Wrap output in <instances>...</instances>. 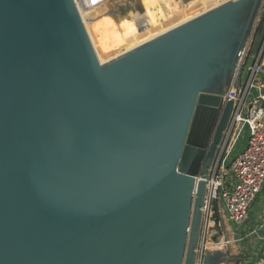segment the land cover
<instances>
[{"label":"water","instance_id":"1","mask_svg":"<svg viewBox=\"0 0 264 264\" xmlns=\"http://www.w3.org/2000/svg\"><path fill=\"white\" fill-rule=\"evenodd\" d=\"M260 1L98 64L72 0H0V264H194L233 112L213 81L230 59L233 75ZM120 6L116 23L134 10Z\"/></svg>","mask_w":264,"mask_h":264},{"label":"built area","instance_id":"2","mask_svg":"<svg viewBox=\"0 0 264 264\" xmlns=\"http://www.w3.org/2000/svg\"><path fill=\"white\" fill-rule=\"evenodd\" d=\"M254 29L255 27L238 52L236 69L223 96L225 102H233V112L219 160L210 169L208 178L203 180L205 192L200 208L194 264H203L206 253L210 251L209 247L215 248L221 244V241L213 240V236L222 228L223 218L236 226L249 220L251 205L264 186V82L259 81V76H264V44L253 53ZM249 58L253 61L246 67L247 77L243 80L242 69ZM243 125L248 131L246 143L236 157L227 159L224 153L230 135ZM224 159L228 162L226 166L223 165ZM248 236L259 243V248L253 249L256 258L251 264H264V223L261 222L259 229L251 230ZM228 242L230 241H225ZM225 243L222 242V245ZM221 248H212V251Z\"/></svg>","mask_w":264,"mask_h":264},{"label":"rangeland","instance_id":"3","mask_svg":"<svg viewBox=\"0 0 264 264\" xmlns=\"http://www.w3.org/2000/svg\"><path fill=\"white\" fill-rule=\"evenodd\" d=\"M73 1L75 2V6L77 7V9L80 12L79 17H80V19L83 20V22L85 24L86 31L89 35L93 49L95 50V52L97 54V58L102 63V62H105L108 59H110L112 55L105 58V56H107L108 54L103 56L101 53H99V51H98L99 50V46H98L99 43L97 42V39L93 33L92 25L90 22L93 21L94 18L101 16V15H99L101 10H106V11L108 10L105 8L110 9L113 7V9H115L117 7L119 8L120 5H121L120 8H122V7L126 8V6L130 5V7L134 8V10H132L130 12L129 11L126 12L127 15L126 14H124V15L127 17H125L123 19H121L122 17H120L119 23H116L113 19H110L111 17H108L106 14L101 16L99 18V21H101L103 25H106L109 28L108 31L111 32L112 34L116 31L124 32L125 34H127L131 30H134L131 33H134V32L136 33L138 31L139 35L143 36L139 39L137 38V40L134 42H131V40H128V45H126V46L124 45L120 49H118L116 52H113L112 54L114 55L116 53H118V54L127 53V52H129V50L132 51L134 49H137L139 47V45L143 44V42H146V40H150L151 38L155 37L156 35L163 34L164 32L171 30L173 28H176V27L178 28V26L181 27L184 25L183 24L184 22L191 21V19L194 20V19L200 17L201 15L206 14V13H208L214 9H217L218 7L224 5L228 2H231L233 0H206V1H204L205 3L203 2L201 10L193 12L192 15L189 17L181 18V19H178L176 21H175V19H173L174 15L178 11H180L181 9H182V11H180V12L187 10V7L190 6L191 2L192 1L196 2L197 0L196 1L190 0L188 3H184L183 0H153L154 2H151L150 5H147L145 7H143V5L141 3L139 4V2L141 0H103V1L101 0L99 3L93 5L92 7L88 6L87 8H85V6L84 7L82 6L83 4H82V2L80 3V0H73ZM125 1H128V2L131 1L132 3L126 5ZM139 7H140V9H139ZM161 17H162V20H160ZM157 18H158V20H157ZM128 21H130V22H128ZM151 21H153V22H151ZM158 23H162V24H158ZM155 24H157V26H159V27H157ZM181 24H183V25H181ZM251 25H252V27H255V29L252 32V37H253V40L255 42V47L253 49V53H256L261 48V46L264 44V0L260 1V5L256 11V14L254 16V19L252 20ZM116 26H118V27H116ZM145 27L150 28V29H147L148 32H151L152 28H154V29L151 32V34L150 33L147 34V33H145L147 31L143 30V29H146ZM155 27L160 29V30L156 29ZM252 27L250 29V32H248V37H250V35H251ZM98 29H99V27H98ZM141 31H143V32L145 31L144 32L145 35ZM125 34L122 33V35H125ZM124 37H126V35L123 36V38ZM140 39H142L141 42H140ZM252 61H253V59L249 58L246 66L242 69L241 78L243 80H245L247 77L246 67L251 65ZM259 81H263V76H259ZM247 137H248V131H247L246 126H244V125L241 126V128L236 133H235V131L232 132V134L230 135L229 142L227 144V149L224 153V156H226V158L228 159V158H230V156H234L235 154H237V152L244 147L246 140H247ZM227 164H228V162H226L224 159L223 165L226 166ZM252 221H254L255 223H258V222L264 223V186H263V189L260 192V194L256 197V199L253 201V203L251 205V216L249 218V222H252ZM220 247H223V245H221ZM212 248L215 249L216 246H215V248L214 247H212ZM252 262H253V260H250V264ZM232 263L237 264L234 261Z\"/></svg>","mask_w":264,"mask_h":264},{"label":"bare ground","instance_id":"4","mask_svg":"<svg viewBox=\"0 0 264 264\" xmlns=\"http://www.w3.org/2000/svg\"><path fill=\"white\" fill-rule=\"evenodd\" d=\"M73 1V0H72ZM196 1V0H195ZM204 1H206V0H197L196 2H191V4H190V6L189 7H187V10H184L183 12H180V11H182V9L180 10V11H178L175 15H174V17H173V19H175V21L176 20H178V19H181V18H186V17H189V16H191L192 15V13L193 12H195V11H199V10H201L202 9V4H203V2ZM235 1H237V0H233V1H231V2H228V3H226V4H224V5H222V6H225V5H227V4H230V3H232V2H235ZM74 2V1H73ZM128 1H125V4L126 5H128V4H131L132 2L131 1H129L128 3H127ZM136 2V1H135ZM151 2H154L153 0H141L140 2H139V4L141 3L142 5H143V7H145V6H147V5H150L151 4ZM80 3H81V0H80ZM205 3V2H204ZM74 4H75V2H74ZM83 4V3H82ZM81 4V5H82ZM136 4V3H135ZM104 5V4H103ZM123 5V4H122ZM83 7L85 6L84 4L82 5ZM222 6H220V7H218V8H221ZM76 7V6H75ZM88 7V5L87 6H85V8H87ZM201 7V8H200ZM123 8V7H122ZM217 8V9H218ZM105 9H108L109 10V8H105ZM76 10H77V13H78V16L80 15V12H79V10L77 9V7H76ZM107 10V11H108ZM215 10V9H214ZM106 10H101V12H100V14L99 15H101V16H103V15H105L106 14V12H107ZM175 11V10H174ZM99 12V11H98ZM94 13V12H93ZM145 13V12H144ZM131 14V13H130ZM207 14V13H206ZM127 15V14H126ZM135 15V14H134ZM137 15V14H136ZM157 15V14H156ZM203 15H205V14H203ZM203 15H201L200 17H202ZM90 16V15H89ZM101 16H98L97 18H94V20L93 21H91L90 23H91V25H92V30H93V33H94V35H95V37H96V39H97V42L99 43V53H101L103 56H105V55H107V56H105V58L106 57H108V56H111V58L110 59H112V58H114V57H117V56H119V55H122V54H124V53H121V54H118V53H116V54H112L113 52H116L118 49H120L122 46H126V45H128V40H131V42H134V41H136L137 40V38L139 39V38H141V37H143V36H140L139 35V32L137 33H131V32H133L134 30H131L129 33H127V34H125L124 32H118V31H116V32H114L113 34L111 33V32H109L108 31V27L106 26V25H103L102 24V22L101 21H99V18L101 17ZM129 16V15H128ZM145 16V15H144ZM169 16V15H168ZM167 16V17H168ZM173 16V15H172ZM166 17V16H165ZM200 17H198V18H200ZM156 18V17H155ZM169 18V17H168ZM198 18H196V19H198ZM110 19H112V18H110ZM109 19V20H110ZM123 19V18H122ZM133 19V18H132ZM170 19V18H169ZM168 19V20H169ZM196 19H194V20H192L191 19V21H188V22H184L183 24H181V25H183V26H181V27H179L178 26V28L176 27V28H173V29H171V30H168V31H166V32H164L163 34H158V35H156L155 37H153V38H151L150 40H146V42H143V44H140L139 45V47H142V46H144V45H147V44H149V43H152V42H154V41H156V40H158V39H160V38H162V37H164V36H166V35H168L169 33H171V32H173V31H175V30H178V29H180V28H182V27H184V26H186V25H188L190 22H192V21H195ZM81 20V22H82V24H83V28H84V31H85V34H86V38H87V41H88V44H89V46H90V48H91V50H92V53H93V55L95 56V59H96V61H97V63L98 64H100L101 62L99 61V59L97 58V54H96V52H95V50L93 49V46H92V44H91V41H90V38H89V35H88V33H87V31H86V27H85V24H84V22H83V20L82 19H80ZM137 20V19H136ZM157 20H158V18H157ZM160 20H162V17H161V19ZM112 21V20H111ZM171 21V20H170ZM180 21V20H179ZM124 22V21H123ZM128 22H130V21H128ZM133 22V21H132ZM151 22H153V21H151ZM160 22V21H159ZM164 22V21H163ZM162 22V23H163ZM172 22V21H171ZM122 23V22H121ZM134 23V22H133ZM155 23V22H154ZM162 23H158V24H162ZM166 23V22H165ZM164 23V24H165ZM187 23V24H186ZM163 24V25H164ZM121 25V24H120ZM156 26H157V24H155ZM162 25V26H163ZM98 27H99V29H98ZM104 27V28H103ZM116 27H118V26H116ZM157 27H159V26H157ZM146 28V27H145ZM156 28V27H155ZM147 29H150V28H146V29H143V30H146L147 31ZM153 29L154 28H152V30H151V32L153 31ZM156 29H158V28H156ZM141 30V29H140ZM158 30H160V29H158ZM150 31V30H149ZM141 32H143V31H141ZM145 32V31H144ZM144 32H143V34H144ZM151 32H145V33H147V34H151ZM122 33L123 34H125L126 35V37H124L123 38V36H125V35H122ZM132 35V36H131ZM138 35V36H137ZM145 35V34H144ZM131 36V37H130ZM140 36V37H139ZM141 40L142 39H140V42H141ZM101 44V45H100ZM138 47V46H137ZM136 47V48H137ZM138 47V48H139ZM97 48V47H96ZM134 49V48H133ZM130 51V50H129ZM109 60V59H108ZM222 245V240H221V244L220 245H218V246H216V248H219L220 246ZM210 248V250L212 251L213 249H212V247H209Z\"/></svg>","mask_w":264,"mask_h":264},{"label":"crops","instance_id":"5","mask_svg":"<svg viewBox=\"0 0 264 264\" xmlns=\"http://www.w3.org/2000/svg\"><path fill=\"white\" fill-rule=\"evenodd\" d=\"M241 150L242 149H240L234 156H230L229 159L236 157ZM222 224V228H220L217 231V234L213 236V240H222L224 243L225 241L230 242L225 243L221 250L216 251V255H214L215 253L213 254L215 261L221 260L220 264H233V261L237 264H250V260L256 258L253 249L259 248V243L256 239L250 238L248 235L251 230L259 229L261 222L255 223L254 221L249 222L248 220L243 225L236 226L223 218Z\"/></svg>","mask_w":264,"mask_h":264},{"label":"flooded vegetation","instance_id":"6","mask_svg":"<svg viewBox=\"0 0 264 264\" xmlns=\"http://www.w3.org/2000/svg\"><path fill=\"white\" fill-rule=\"evenodd\" d=\"M247 12H243V14L241 16H237L234 21H232L233 25L232 28L230 29V32L226 38V40L230 43L233 44L235 41H237L239 39V37L241 36L242 33V27L243 24L245 25L246 20H247ZM232 59L229 60V62H227V64H225V75H219L217 76L214 81H213V89L214 90H218L220 88V86L222 84H229L230 80L232 78V76L229 75L230 72V65L232 63ZM219 67V66H218Z\"/></svg>","mask_w":264,"mask_h":264}]
</instances>
